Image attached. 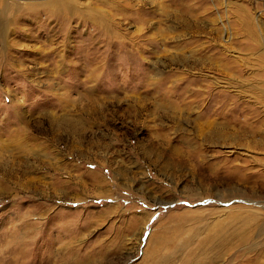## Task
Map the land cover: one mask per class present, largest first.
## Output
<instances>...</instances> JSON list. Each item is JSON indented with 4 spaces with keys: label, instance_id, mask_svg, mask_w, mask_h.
I'll return each mask as SVG.
<instances>
[{
    "label": "rangeland",
    "instance_id": "1",
    "mask_svg": "<svg viewBox=\"0 0 264 264\" xmlns=\"http://www.w3.org/2000/svg\"><path fill=\"white\" fill-rule=\"evenodd\" d=\"M217 222L264 264V0H0V264H181Z\"/></svg>",
    "mask_w": 264,
    "mask_h": 264
},
{
    "label": "bare ground",
    "instance_id": "2",
    "mask_svg": "<svg viewBox=\"0 0 264 264\" xmlns=\"http://www.w3.org/2000/svg\"><path fill=\"white\" fill-rule=\"evenodd\" d=\"M72 133V132H71ZM211 133V132H210ZM217 135V134H216ZM213 138V137H212ZM221 138V137H220ZM219 138V139H220ZM6 174V177H7V173H5ZM8 175L10 176V177H12L13 178V176H14V173H13V171H11V173H8ZM23 216H20L19 218H22ZM30 220V219H29ZM28 221V220H27ZM218 223V222H217ZM243 223V222H242ZM219 224V223H218ZM216 225L215 224V226H214V229H205V230H207L209 233L207 234V236L201 241V242H199L198 243V245H197V248L195 249V250H190V249H188L191 245H192V242H193V240H194V236H189V239H188V241H186V242H184L183 243V245H182V251H184V254H180L179 255V261H181V264H215V263H217V261L221 258V254H220V252L223 250V249H225L226 247V245L228 244V240L231 238V236L232 235H230V232L228 233L227 231L229 230H226L227 229V227H228V225H227V227L226 228H224L225 226L223 225H221V224H219V225ZM205 225V224H204ZM210 225V224H209ZM208 225V226H209ZM230 225V224H229ZM207 226V225H206ZM207 226V227H208ZM35 227H36V224L34 225V224H29L28 226H21V227H19L18 228V230L19 231H22V233H23V236L24 237H30L31 235H32V232H34V229H35ZM204 227V226H203ZM206 227V228H207ZM216 227H217V230L219 229V230H221L220 232H216L215 233V229H216ZM198 228V227H197ZM201 229H202V227H200ZM205 228V227H204ZM179 230H181V231H176V233H180V232H182V230H183V227H179L178 228ZM200 229V230H201ZM13 230V229H12ZM199 230V231H200ZM199 231L197 232V233H199ZM214 231V234H212V232ZM201 232V231H200ZM248 233V232H247ZM15 234V233H14ZM182 234V233H181ZM193 234H195V233H193ZM247 236V235H246ZM249 236V235H248ZM32 238V237H31ZM172 235L169 237V236H162V238H160L159 239V241H157V242H159V245L157 246V248H155L154 246L152 247V252H150V253H148V258L149 257H156V258H158L159 259V261H161V263H163V264H169V261L166 259V257H164V255L163 256H161L160 258H159V256H158V252H157V250L160 248L161 250H165V249H167V248H169V246H170V244H172L171 242H172ZM174 238H176V237H174ZM19 239L20 240H16L17 241V244H24L25 245V243H26V241L23 239V237L22 236H20L19 237ZM211 242V246L212 247H209V244L208 243H210ZM27 244V243H26ZM176 247H178V245H176ZM20 248V247H19ZM205 248H217V251H216V253H215V251H214V254L212 255V253L210 252V251H208L207 249H205ZM221 248V249H220ZM186 250H188L187 251V253H185L186 252ZM216 250V249H215ZM166 252V251H165ZM60 253V252H59ZM152 255V256H151ZM147 259V258H146ZM155 261H156V259H155ZM155 261H154V263H155Z\"/></svg>",
    "mask_w": 264,
    "mask_h": 264
}]
</instances>
